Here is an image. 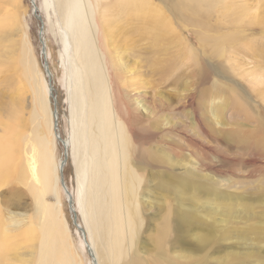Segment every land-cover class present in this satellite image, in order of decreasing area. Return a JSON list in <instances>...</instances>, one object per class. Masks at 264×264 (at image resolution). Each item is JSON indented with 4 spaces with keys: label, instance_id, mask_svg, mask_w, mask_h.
<instances>
[{
    "label": "rangeland",
    "instance_id": "374dc122",
    "mask_svg": "<svg viewBox=\"0 0 264 264\" xmlns=\"http://www.w3.org/2000/svg\"><path fill=\"white\" fill-rule=\"evenodd\" d=\"M34 2L44 23L58 132L67 140L74 42L60 4L48 0L45 11L42 0ZM97 2L101 50L115 64L116 105L122 104L138 150L131 163L133 194L120 206L129 222L117 246L110 235L115 224L95 234L99 264H264V0ZM11 5L0 0V45H10L28 69L20 81L10 58L9 66L0 58L3 117L16 104L25 122L14 170L0 181V227L5 236L17 220L9 215L19 214L23 233L17 243L10 240L16 243L13 255L30 258L26 227L39 235L46 213L31 192L35 180L26 158L37 135L52 139L56 163L63 146L44 125L33 91L38 82L47 84L40 22L31 0H21L15 16ZM48 108L53 111L52 101ZM72 159L68 149L63 177L73 196ZM52 190L56 196L50 191L44 199L52 206L59 202L71 264H91L59 180Z\"/></svg>",
    "mask_w": 264,
    "mask_h": 264
},
{
    "label": "bare ground",
    "instance_id": "6f19581e",
    "mask_svg": "<svg viewBox=\"0 0 264 264\" xmlns=\"http://www.w3.org/2000/svg\"><path fill=\"white\" fill-rule=\"evenodd\" d=\"M42 1L46 11L48 0ZM97 1L99 0H56L57 3L55 2V5L60 4L63 10L65 30L71 33L74 42L76 66L69 69V76L73 78V81L68 94L71 135L64 141L67 143V154L68 149H70L75 169L76 187L72 196L73 208L82 217V224L79 225L84 228L88 236V242L85 238V243H88L85 247L88 254L89 249L91 250L93 256L91 258L89 254L91 264H94L95 261L99 264L94 241L95 234L98 231L109 232L108 228L110 227L107 223L115 224L116 233L113 232L114 229L111 226L112 234H114L110 235L115 236L111 240L117 246L119 236L121 237V228L128 221V216L124 210V213H122L120 206H124V202L126 203L125 195V197H128V201L131 200L134 186V173L132 175L131 163L134 162L133 157L138 155V150L131 138L125 118L121 114L123 107H120V111V104L116 105L118 103L119 88L116 84V76L112 71L115 64H112V60L108 59L109 57L103 56L104 51L101 50V43L104 49L105 45L103 42H99L104 38H99L101 22L95 14L96 5H94ZM11 4V13L15 16L21 0H11ZM59 11L61 12V10ZM12 19L14 18L12 17ZM63 43V47L66 49L64 39ZM0 47H2L0 50L1 60H7V63L2 66H9L10 58L13 67L15 70L17 69L19 80L21 81L24 76L27 77L26 70L28 67L18 55L13 54L10 45L7 47L0 45ZM19 65L22 69L21 73ZM28 72L30 71L28 70ZM41 84L38 82L35 90H32L35 91L43 123L49 133L53 134L54 115L53 111L48 108L51 100L46 97L48 95V84ZM5 108V104L0 100V125H2L0 133V181L14 170L13 164L15 158L19 155L18 148L22 140L23 123H25L23 122V116L20 114L23 111L19 110L21 107L18 109L15 104L13 110L6 117H3L2 111H5ZM50 114L51 118L49 117ZM54 137L56 138L55 133ZM25 139H27V136ZM33 140L35 142L32 141L34 144L32 143L30 154L26 158L28 168L35 180L31 192L34 200L41 207V211L46 213L45 219L40 221L43 226H38L40 227L39 235L38 232H33L31 227H26L27 230H25L30 244V258H24L16 251L13 255L12 248H15L14 245L18 242L23 230H21L20 221L22 219H19V214L11 213L9 215L10 219L17 220L14 225L11 224L12 228L5 230L7 232L5 236H3L0 227V264H15V262L17 264H71L68 247L64 242L65 239L63 240L67 228L65 220L61 216L62 213L60 214L59 202L52 206L46 203L44 199L50 191L55 195L52 189L60 179L62 159L58 163L53 161V149L49 145L53 142L52 139L49 140L44 136L42 137V135H37ZM26 144L28 146L30 143ZM19 169L21 172V167ZM106 220L108 221L106 222ZM9 221L11 222V220ZM10 240H14L16 243L14 244Z\"/></svg>",
    "mask_w": 264,
    "mask_h": 264
},
{
    "label": "water",
    "instance_id": "95a60500",
    "mask_svg": "<svg viewBox=\"0 0 264 264\" xmlns=\"http://www.w3.org/2000/svg\"><path fill=\"white\" fill-rule=\"evenodd\" d=\"M31 4H32V8H33V14L35 15V17L38 19V21L40 22V26H39V30H38V36L41 42V54L43 55V69L45 71L46 74V78H47V84H48V95H49V99L52 101V105H53V115H54V125H53V130L56 136V140L63 146V157H62V161L60 164L61 167V172H60V185L62 186L65 194H66V198H67V202H68V206H69V210L72 214V221L75 224V226L77 227V229L80 231L83 240L85 241V230L83 227H81L79 225V223L77 222V217H76V213L75 210L73 208V199H72V195L70 193V191L68 190L65 181H64V177H63V172H62V167L63 165L66 163L68 154H67V149H66V145L67 143L64 141L63 138H61L59 132H58V115H57V110H56V96L54 93V88L52 85V78H51V73L48 69V62L46 60V55H45V43L43 41L42 38V33H43V20L41 18V16L38 14L37 12V6L35 5L34 0H31ZM86 242V241H85ZM87 245V243H85ZM89 254L92 256L91 250L89 249ZM94 264H97L96 261L94 262Z\"/></svg>",
    "mask_w": 264,
    "mask_h": 264
}]
</instances>
